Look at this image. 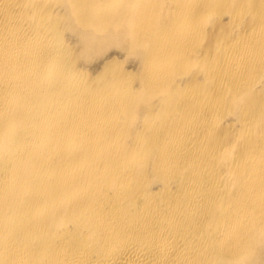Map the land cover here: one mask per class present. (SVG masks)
Returning <instances> with one entry per match:
<instances>
[{"label": "bare ground", "instance_id": "6f19581e", "mask_svg": "<svg viewBox=\"0 0 264 264\" xmlns=\"http://www.w3.org/2000/svg\"><path fill=\"white\" fill-rule=\"evenodd\" d=\"M0 264H264V0H0Z\"/></svg>", "mask_w": 264, "mask_h": 264}]
</instances>
